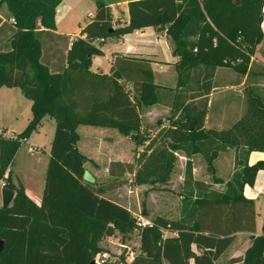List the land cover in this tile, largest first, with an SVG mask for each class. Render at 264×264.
<instances>
[{"label":"trees","instance_id":"obj_1","mask_svg":"<svg viewBox=\"0 0 264 264\" xmlns=\"http://www.w3.org/2000/svg\"><path fill=\"white\" fill-rule=\"evenodd\" d=\"M60 2L0 0L9 12L0 18V87H17L31 101L25 128L13 137L0 132V180L14 192L9 206L0 208V264H90L103 251L105 237L125 238L134 230L139 253L129 264H215L239 232L249 233L251 244L227 264H264V234L255 235V202L243 194L264 168V161L248 165L251 152H264V98L246 86L239 119L227 128L205 126L215 70L229 67L245 74L264 40L263 0H130L128 21L119 24L112 2L94 0L95 13L70 46L69 37L54 33ZM144 27L165 29L177 57L175 87L156 84L151 61L144 58L117 54L109 74L90 70L105 39ZM53 43L59 61L50 65L47 50ZM155 104L169 107V115L166 125L159 122L150 133L140 111ZM47 117L55 128L38 205L5 174L21 142ZM80 125L114 128L142 145L133 163L113 161L108 167L109 177L130 175L138 186L167 184L181 152L178 216L157 215L142 225L128 208L105 197L119 183L85 178L87 159L77 147ZM229 149L235 151L234 167L223 190L194 178L193 155H201L213 175L214 160Z\"/></svg>","mask_w":264,"mask_h":264},{"label":"crops","instance_id":"obj_2","mask_svg":"<svg viewBox=\"0 0 264 264\" xmlns=\"http://www.w3.org/2000/svg\"><path fill=\"white\" fill-rule=\"evenodd\" d=\"M130 0H121L116 1L110 4L111 10L113 12L114 21L119 23H124L128 21V11H127V2ZM79 6H83L87 9H92V13H95V3L94 0H61L60 4L55 9V24L56 30L55 34L67 36L69 37V44L70 46L71 40L75 37L80 35L81 29L85 26L86 20L83 23V26L80 30L72 32L71 34H67L64 30H59V21L66 17L67 15H72L74 8L76 9ZM261 12L262 18L260 22V28L264 33V0L261 4ZM92 14V16H93ZM89 17V13L87 12ZM0 18L5 20L6 18L2 16L0 11ZM55 42L56 39H55ZM58 43V42H57ZM53 43L52 46H49L47 50L48 54V61L50 65H55L58 63L59 58L55 55L56 48L59 49L58 44ZM97 43V41H96ZM161 44L169 45V42L166 38L165 29H157L154 27H144L138 30L133 31L130 34H126L121 37H109L105 39L101 45V55L93 56L91 58V66L90 70L93 72L101 73V74H109L110 68L113 63L114 57L119 54L126 57H138L144 58L151 61L152 72L154 82L161 86H168L175 87L177 74L174 68V63L177 60V57L174 56L170 49V58L167 60V65L163 66L161 62ZM66 50H64V53ZM104 58L105 62L101 63L100 58ZM157 67V70L155 69ZM231 85V86H229ZM246 87V86H253L257 90L264 91V40L257 46L256 51L253 56L250 57L248 71L239 77L238 82L231 83L230 81L227 82V68L219 67L215 70L214 78H213V88L209 94L208 100V112L205 119V126L210 118V111L212 108V97L214 96L215 91L224 90L226 91L228 86L229 88L236 87ZM243 88V89H244ZM244 92V91H243ZM262 97L264 98V93L262 92ZM229 101L228 98L226 100ZM0 131L3 132L5 136L9 134L12 129H14L17 125L19 127L25 126L29 119L31 118V101L27 99L22 91L17 87H0ZM24 106L28 107L27 115L24 114ZM226 112V108H222L216 113H214V122L220 123L225 120L224 116ZM142 126L147 129L148 132L152 133V128L155 127L157 130L158 123L160 122V126L166 125V117L169 115V107L155 104L152 106H144L141 108L140 111ZM46 118H44L45 120ZM43 120V121H44ZM154 122V124H153ZM166 122V123H165ZM43 125V122H42ZM41 125V126H42ZM21 129V128H20ZM39 130V129H38ZM82 130V134L79 131ZM78 133V140H77V147L79 151L86 157L87 161L84 163L85 172L91 178L90 180L97 181L98 178L107 177L108 169L107 166L113 161H120V162H127L130 163L129 153L131 150L135 149V142L127 136L122 135L118 130L114 128H107V127H95V126H88V125H80L77 128ZM154 133V132H153ZM48 141V151H44V153L49 158V148L50 142L52 140V136L49 134L47 136ZM30 138V137H29ZM28 138V139H29ZM27 139V140H28ZM26 140V141H27ZM229 151H225L220 153L215 161L224 156L223 160L229 161L227 159V153ZM258 152V151H256ZM17 153L14 156V159L9 167L8 171L5 174V177H9L10 181L15 184H21L24 187L25 193L36 203L40 204L43 186L38 187L37 185H25L20 180L12 179L13 174V165ZM253 152L250 153L248 157V164H254L251 160ZM257 157L260 158L261 161H264V152H260L256 154ZM180 166L183 168L181 173H179V181L182 183L183 181V171H184V163L185 156L183 154L178 155ZM194 157L199 161L201 160V155L195 154L192 156V160L194 161ZM235 152L232 154V162H234ZM257 160V161H260ZM192 161L193 167V176L196 180L201 181L196 177V169L194 166V162ZM48 162V160H47ZM47 167V164H46ZM46 171V170H45ZM170 182V181H169ZM168 182V183H169ZM4 181L0 180V185L3 186ZM142 186V185H140ZM243 194L246 198L255 200L258 197V193L254 191V187L245 185L243 189ZM179 213V212H178ZM178 216V215H177ZM176 216V217H177ZM175 217V218H176ZM249 233L246 232H239L236 233L235 239L232 244L226 249L227 251L230 250L229 255L227 256V260L233 257L242 256L244 251L248 248L251 244V240L249 238ZM255 235H259L257 233V229ZM243 236H247L246 241L243 243L244 248L241 252H238L237 249L240 247V243L236 244V242ZM225 250V251H226Z\"/></svg>","mask_w":264,"mask_h":264},{"label":"rangeland","instance_id":"obj_3","mask_svg":"<svg viewBox=\"0 0 264 264\" xmlns=\"http://www.w3.org/2000/svg\"><path fill=\"white\" fill-rule=\"evenodd\" d=\"M121 0H108V2H116ZM0 11L3 17H7L9 12L5 5L0 7ZM92 16V9L84 8L79 6L74 8L72 15H67L59 21V30H64L67 34L80 30L83 26L84 21H88L89 17ZM169 45L161 44V59L163 60L161 64L166 66L168 58H170ZM101 63L105 62L104 58H100ZM157 70V67H155ZM241 74L234 72L231 68L227 67V82L230 81L238 82ZM171 86V85H168ZM231 86V85H229ZM227 88L226 91L219 90L214 92L212 97V108L210 111V118L207 126L210 128H227L237 119H239L245 111V100H244V87L240 88L238 85L236 87ZM262 94L264 91L258 90ZM228 98V102L226 101ZM0 105V111H1ZM24 114L28 112V107L24 106ZM222 108H226L225 120L220 123L214 122V113ZM166 123V122H165ZM154 124V122H153ZM17 125L12 131L7 134V137H13L17 133L21 132L25 126L19 127ZM21 128V129H20ZM55 128V123L52 118H46L43 121V125L38 131L33 132L30 138L26 141L21 142L19 149L17 150V156L13 165L12 179L20 180L23 184L37 185L38 187L43 186L45 179V170L48 160V156L44 151H48V141L47 136L50 134L53 137ZM152 133L156 132L155 127L152 128ZM82 134V130L79 131ZM151 133V132H150ZM142 139V138H141ZM134 141V140H133ZM29 146H32L33 153L31 154L28 150ZM142 149V145L135 146V149L131 150L129 153L130 163H133L135 155ZM227 153V163L221 156L218 158L214 165L215 173L212 175L207 169V162L201 156V160H197L194 157V166L196 169V177L202 182L208 183L215 190L221 191L224 189L225 182H227L231 174L233 173L234 162H232V154L234 149H229ZM260 152L253 151V156L251 160L256 163L260 160L256 154ZM177 153V161L175 162L174 170L167 184H146L142 186L135 185L131 182V176L127 175L126 178L114 179L109 176L101 177L97 179L98 184L108 185L112 181L119 183L115 187L109 189L104 196L125 206L130 210L132 215L136 217L138 223H150L152 219L159 215L166 218L173 219L178 215L179 206L181 204V185L179 181V173L183 170L180 166V161ZM261 161V160H260ZM185 161L183 160V163ZM262 162V161H261ZM249 165V164H248ZM252 165V164H251ZM109 166H107L108 169ZM108 172V171H107ZM213 178L221 179L222 182L215 183ZM254 191L258 193V197L255 200V212H256V229L257 233L261 234V229L264 223V168H259L254 176L253 185ZM251 186V187H252ZM2 185H0V208H2ZM144 212V214H143ZM247 236L241 237L236 244L240 243V247L237 249L238 252L244 248V242ZM103 251L111 256L112 259H117V261L122 262L121 255H124V259H132L135 255L139 253V236L136 230L126 234L125 238H122L119 233L115 236L108 238L105 237L100 242ZM230 250H226L215 262V264H227V256Z\"/></svg>","mask_w":264,"mask_h":264},{"label":"built area","instance_id":"obj_4","mask_svg":"<svg viewBox=\"0 0 264 264\" xmlns=\"http://www.w3.org/2000/svg\"><path fill=\"white\" fill-rule=\"evenodd\" d=\"M28 150L30 151L31 154L33 153L32 146H29ZM139 224H141V223H139ZM144 224L145 223H142V225H144ZM111 237H113V236H110L108 238H111ZM263 258H264V252H263ZM133 259H134V257L132 259H126L124 262H120V261H117V259H112L111 256L107 253V251H100L94 255L92 262H93V264H110V263L129 264Z\"/></svg>","mask_w":264,"mask_h":264},{"label":"water","instance_id":"obj_5","mask_svg":"<svg viewBox=\"0 0 264 264\" xmlns=\"http://www.w3.org/2000/svg\"><path fill=\"white\" fill-rule=\"evenodd\" d=\"M110 30L112 31V29ZM85 178L88 180L91 179L86 172H85ZM13 195H14L13 190L6 188V187L2 188V208H6L9 206L10 202L12 201ZM261 234H264V223L261 229ZM2 249H3V241L0 240V253ZM90 264H93V262L91 261Z\"/></svg>","mask_w":264,"mask_h":264}]
</instances>
